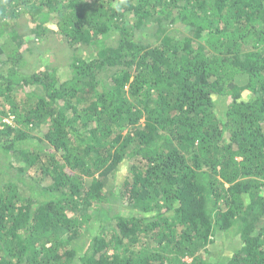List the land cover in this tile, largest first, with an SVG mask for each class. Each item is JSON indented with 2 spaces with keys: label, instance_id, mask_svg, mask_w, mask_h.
<instances>
[{
  "label": "trees",
  "instance_id": "trees-1",
  "mask_svg": "<svg viewBox=\"0 0 264 264\" xmlns=\"http://www.w3.org/2000/svg\"><path fill=\"white\" fill-rule=\"evenodd\" d=\"M0 117V264H264V0H0Z\"/></svg>",
  "mask_w": 264,
  "mask_h": 264
},
{
  "label": "rangeland",
  "instance_id": "rangeland-1",
  "mask_svg": "<svg viewBox=\"0 0 264 264\" xmlns=\"http://www.w3.org/2000/svg\"><path fill=\"white\" fill-rule=\"evenodd\" d=\"M50 51H46L44 52L45 57L43 58H39L37 56V53L34 52L33 56H37L36 58H39L38 61L35 63V68H41L43 69L45 66H42L43 64H48L50 62L55 63L57 66H59V70L58 73L61 74V76L63 74H67V67L65 66L66 62L64 61V56L62 54H49ZM95 54L94 51H91L89 53H86L84 55V58L89 59L90 57H92V55ZM34 63V62H33ZM220 109H223V104L219 105ZM225 110V109H224ZM1 119V117H0ZM14 117L12 116L11 118H9L10 123L13 122ZM143 122V121H142ZM125 174V173H124ZM236 230V229H235ZM88 235V233H87ZM239 232L234 231L233 234L229 235L228 237L221 236L217 238V240L215 241V243L210 247V251L211 253L208 254V258L210 260H212L213 262H221L223 264H225V262H227V260L230 258V254L229 253H233L238 251V246L237 244L239 243ZM232 248V249H231Z\"/></svg>",
  "mask_w": 264,
  "mask_h": 264
},
{
  "label": "built area",
  "instance_id": "built-area-1",
  "mask_svg": "<svg viewBox=\"0 0 264 264\" xmlns=\"http://www.w3.org/2000/svg\"><path fill=\"white\" fill-rule=\"evenodd\" d=\"M7 122H10V120H6Z\"/></svg>",
  "mask_w": 264,
  "mask_h": 264
}]
</instances>
